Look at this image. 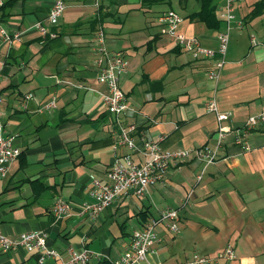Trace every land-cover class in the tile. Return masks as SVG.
Masks as SVG:
<instances>
[{
	"label": "crops",
	"instance_id": "crops-1",
	"mask_svg": "<svg viewBox=\"0 0 264 264\" xmlns=\"http://www.w3.org/2000/svg\"><path fill=\"white\" fill-rule=\"evenodd\" d=\"M55 1L0 0V27L21 33L10 49L2 48L0 60L3 135L15 136L20 150L0 178L1 232L17 239L21 233L41 231L62 260L68 248L87 249L103 255L90 264H113L134 230L163 209L175 208L180 231L170 234L164 225L157 227L161 241L152 263H185L194 252L214 259L231 245L233 260L210 264H264V123L247 136L250 151L228 137L218 160L204 170L189 159L171 167L142 198L118 199L96 218L78 214L92 203V179L106 183L113 161L114 118L99 95L104 87L94 65L97 28L104 30L109 52L125 54L128 67L119 86L126 96L125 121L135 125L137 145L163 137L165 151L214 147L217 123L204 110L206 100L215 98L220 111L231 114L229 125L239 130L248 117L264 113V0H233V15L241 26L231 27L216 84L207 78L211 60H194L176 47L161 34L158 18L173 10L183 19L182 34L216 50L217 37L225 30L218 11L226 0L212 1L220 21L215 29L195 17L201 0H100L98 6L95 0H61L65 12L52 28L46 19ZM98 9L101 20L95 25ZM141 15H153V20L145 22ZM38 22L57 37L41 36L34 29ZM52 98L56 108L42 110ZM140 159L134 155L136 162ZM57 199L70 204V217L55 221L51 210ZM0 264L37 262L35 255L18 249L0 250Z\"/></svg>",
	"mask_w": 264,
	"mask_h": 264
},
{
	"label": "built area",
	"instance_id": "built-area-1",
	"mask_svg": "<svg viewBox=\"0 0 264 264\" xmlns=\"http://www.w3.org/2000/svg\"><path fill=\"white\" fill-rule=\"evenodd\" d=\"M99 1L95 0L96 6L99 5ZM232 3L233 0H226L224 8L218 11V17L224 22L225 30L217 37L218 47L216 50L203 47L198 38L187 37L182 34L180 27L183 19L173 10L166 11L158 18V23L162 27L161 34L167 36L176 47L188 53L194 60H211L207 78L214 84L220 80L225 64L231 27L233 24L238 27L241 26V22L236 21L233 15ZM64 12V3L61 0H56L48 13L47 25L52 28L57 27ZM34 29L39 31L41 36L50 40L57 37V33L48 31L41 22L36 23ZM20 37V32L9 33L0 27V60L3 55L2 48L10 49ZM251 41L253 45H258L254 38ZM261 46L264 51V45ZM94 48L97 82L104 87L103 92L99 95L107 113L114 118L113 161L107 173L108 181L106 183L92 179L89 190L92 203L83 205L78 214L96 218L118 199L129 195L142 198L147 195L150 186L162 183L171 167H178L189 159L200 162L204 170L218 160L219 150L228 137H231L233 144L241 147L244 151L251 150L252 147L246 138L259 124L264 123V113L248 117L241 130L235 129L228 123L231 114L221 112L215 98L208 99L203 104L205 112L214 115L217 123L214 147L205 145L193 149L165 151L160 145L163 137L158 141L141 140L139 147L134 136L135 125L125 121V114L128 109L126 96L119 86V79L126 74L128 67L125 54L122 52L111 53L107 50L105 33L101 27H98L94 33ZM1 103L2 97L0 95V106ZM55 108L56 102L52 98L42 107V110L52 111ZM1 116L2 111L0 109V178H4L12 162L20 156V150L14 145L15 136L3 135L4 126ZM119 149H125V152L118 153ZM135 154L140 155L139 162L134 160ZM201 178L202 174L196 178L197 182ZM186 203L187 201H184L182 205L185 206ZM51 213L55 221H59L70 217L72 209L68 202L57 199ZM160 225H164L170 234L179 233L178 209H163L158 217L148 219L140 229L134 230L128 247L113 264H154L151 262V256L157 252L160 245L161 240L157 233V227ZM18 249L35 255L37 264L49 262L90 264L91 259L101 260L103 258V255L87 249L77 251L68 248L66 251L67 258L62 260L60 253L47 245V236L44 232H24L17 239H11L0 230V250L3 253H8ZM234 258V248L227 245L214 259L216 261H230ZM214 259L194 252L189 261L181 264H210Z\"/></svg>",
	"mask_w": 264,
	"mask_h": 264
},
{
	"label": "trees",
	"instance_id": "trees-1",
	"mask_svg": "<svg viewBox=\"0 0 264 264\" xmlns=\"http://www.w3.org/2000/svg\"><path fill=\"white\" fill-rule=\"evenodd\" d=\"M166 0H152L153 4L163 3ZM213 0H201L202 6L200 12L195 16L200 22L204 23L207 28L215 29L220 24V21L216 18L215 7L212 4ZM10 4V2L8 3ZM260 5L255 7L253 14L257 13V8ZM99 10V9H98ZM100 10L97 14V17L94 18L95 25L100 23Z\"/></svg>",
	"mask_w": 264,
	"mask_h": 264
},
{
	"label": "rangeland",
	"instance_id": "rangeland-1",
	"mask_svg": "<svg viewBox=\"0 0 264 264\" xmlns=\"http://www.w3.org/2000/svg\"><path fill=\"white\" fill-rule=\"evenodd\" d=\"M159 7V8H158ZM157 8L159 9V10H164V9H166V7L163 5V6H161V5H159V6H157ZM142 17H144V21L145 22H147V20L148 19H151V20H153V15H141Z\"/></svg>",
	"mask_w": 264,
	"mask_h": 264
}]
</instances>
